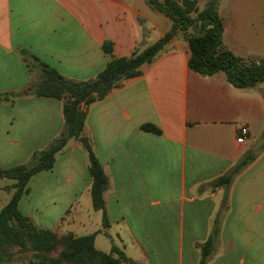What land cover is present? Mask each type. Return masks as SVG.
Returning a JSON list of instances; mask_svg holds the SVG:
<instances>
[{
  "label": "crops",
  "instance_id": "0c3cea01",
  "mask_svg": "<svg viewBox=\"0 0 264 264\" xmlns=\"http://www.w3.org/2000/svg\"><path fill=\"white\" fill-rule=\"evenodd\" d=\"M196 1L200 9L207 2ZM168 27L145 0H0V167L28 162L64 127L63 100L29 89L40 73L29 54L88 80L111 55L131 56ZM222 38L236 55L264 56L263 25L224 26ZM189 56L178 34L140 75L87 107L83 136L108 179L107 224L92 204L88 153L74 138L51 169L30 178L19 210L39 228L94 233L96 249L116 245L140 264H264V83L234 87L223 72L192 71ZM147 123L161 132L142 129ZM241 125L248 133L238 144ZM261 139L255 159L229 184H213Z\"/></svg>",
  "mask_w": 264,
  "mask_h": 264
},
{
  "label": "trees",
  "instance_id": "16d2710c",
  "mask_svg": "<svg viewBox=\"0 0 264 264\" xmlns=\"http://www.w3.org/2000/svg\"><path fill=\"white\" fill-rule=\"evenodd\" d=\"M154 10L169 19V27L157 41L143 49L136 50L128 57H114L94 77L75 80L63 76L53 67L29 56L32 63L38 62V81L29 87L38 96L63 100L64 127L45 148L35 151L28 162L8 168L0 167V179H13L14 189L10 200L0 209V264H140L129 259L116 245L110 252H102L94 246V233L77 236L72 232L57 235L50 229L37 227L18 208L21 197L29 192L30 178L53 167L55 155L62 151L69 139H77L85 148L89 158L91 177V199L95 209L103 211V224H107L103 192L108 183L99 159L92 150L90 141L83 136L87 107L106 97L111 90L119 87L125 79L141 74V67L155 60L166 44L180 34L189 45L188 67L201 75L223 72L234 87L250 88L264 83V56H239L223 44V20L218 12L220 0H207L200 9L196 0H145ZM103 49L112 52V44L105 42ZM27 52L22 50L27 61ZM142 129L160 133L153 124H143ZM256 154L248 150L231 169L216 179L213 184H229L233 176L255 159ZM218 231L215 225L211 237L202 245L203 261L211 252L213 237ZM12 249L18 252L31 250L28 259H14ZM55 252V254H52Z\"/></svg>",
  "mask_w": 264,
  "mask_h": 264
},
{
  "label": "rangeland",
  "instance_id": "374dc122",
  "mask_svg": "<svg viewBox=\"0 0 264 264\" xmlns=\"http://www.w3.org/2000/svg\"><path fill=\"white\" fill-rule=\"evenodd\" d=\"M221 7L223 25L225 24L224 26H227L228 28L229 26H236V24H243L246 26L247 22L248 24L252 23L254 28L255 26L257 27V25L264 26V0H224ZM251 19L252 21L250 22ZM13 183V179H0V204L3 203L5 199H8V201L10 200L14 191L11 187ZM53 232L57 235L65 234L57 231ZM11 252L14 253V259H21V261L23 259H28L32 253L31 250L18 252L16 249H12ZM52 254H55V252H52ZM121 264L128 263L123 262Z\"/></svg>",
  "mask_w": 264,
  "mask_h": 264
},
{
  "label": "built area",
  "instance_id": "2783aa9c",
  "mask_svg": "<svg viewBox=\"0 0 264 264\" xmlns=\"http://www.w3.org/2000/svg\"><path fill=\"white\" fill-rule=\"evenodd\" d=\"M247 133H248L247 127L245 125H241L239 128L238 135L236 137V142L238 144H242L247 138Z\"/></svg>",
  "mask_w": 264,
  "mask_h": 264
},
{
  "label": "water",
  "instance_id": "95a60500",
  "mask_svg": "<svg viewBox=\"0 0 264 264\" xmlns=\"http://www.w3.org/2000/svg\"><path fill=\"white\" fill-rule=\"evenodd\" d=\"M260 142L258 144H256V146L252 149V151H256L257 148L259 147L260 143L263 141V139L259 140Z\"/></svg>",
  "mask_w": 264,
  "mask_h": 264
}]
</instances>
